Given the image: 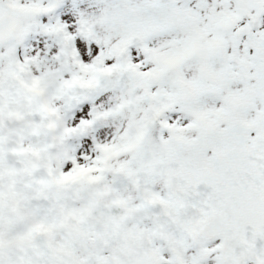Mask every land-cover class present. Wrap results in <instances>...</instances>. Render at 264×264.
Instances as JSON below:
<instances>
[{
	"label": "snow or ice",
	"instance_id": "snow-or-ice-1",
	"mask_svg": "<svg viewBox=\"0 0 264 264\" xmlns=\"http://www.w3.org/2000/svg\"><path fill=\"white\" fill-rule=\"evenodd\" d=\"M0 264H264V0H0Z\"/></svg>",
	"mask_w": 264,
	"mask_h": 264
}]
</instances>
